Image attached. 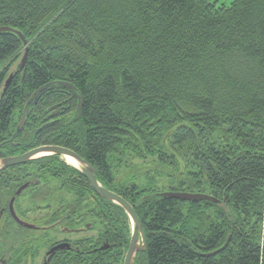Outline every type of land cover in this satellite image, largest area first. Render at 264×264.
<instances>
[{"label":"trees","instance_id":"16d2710c","mask_svg":"<svg viewBox=\"0 0 264 264\" xmlns=\"http://www.w3.org/2000/svg\"><path fill=\"white\" fill-rule=\"evenodd\" d=\"M0 27L28 41L0 32V157L55 145L87 160L143 224L147 250L135 264H264V0H0ZM27 49L24 69L10 73ZM58 81L77 93L55 85L15 137L33 94ZM177 152L188 171L179 181ZM134 155L157 158L139 166L154 165L146 183L162 176L176 192L224 201L229 213L162 198L142 187L144 173L121 180ZM55 158L15 167L56 171ZM97 197L106 216L100 206L91 215L113 245L91 264H123L130 219Z\"/></svg>","mask_w":264,"mask_h":264},{"label":"flooded vegetation","instance_id":"af4514ba","mask_svg":"<svg viewBox=\"0 0 264 264\" xmlns=\"http://www.w3.org/2000/svg\"><path fill=\"white\" fill-rule=\"evenodd\" d=\"M54 160L56 171L28 164L0 173V264H91L94 254L113 245L103 238V220L91 215L100 204L88 179L82 185L81 175L59 167L74 166ZM99 209L106 216L105 207Z\"/></svg>","mask_w":264,"mask_h":264},{"label":"water","instance_id":"95a60500","mask_svg":"<svg viewBox=\"0 0 264 264\" xmlns=\"http://www.w3.org/2000/svg\"><path fill=\"white\" fill-rule=\"evenodd\" d=\"M12 31L15 32L23 41L25 45L28 44V41L25 39L24 35L21 32L14 31L8 27H0V32ZM28 56V49L26 50L24 57L22 58L21 64L19 66V70H23L26 66ZM13 78V74L7 80L6 87L9 86L11 80ZM55 85H60L71 89L73 92L77 93V88L68 82H54L51 84H47L40 89H38L33 96L30 98L28 103L26 104L25 110L23 112L21 121L17 128V137L24 129L27 118H28V110L32 105H36L38 101L42 98V96L49 92ZM79 105L77 109V114L80 117L82 113L83 101L81 95H78ZM49 156H59L65 158V160L78 169L89 181L91 187L96 192V194L102 198L107 199L108 201L120 206L128 215L131 226H132V236L128 251L125 256L124 264H135V259L140 252H145L147 250L146 236L143 229V224L137 215L133 205L128 202L121 195L109 190L106 188L98 179L95 168L84 158H82L75 151L61 147V146H53V145H44L39 146L34 149H31L24 154L8 157L0 160V173L5 171L11 167L27 164L31 161L37 160L43 157ZM22 190V189H21ZM19 190L18 194L21 193ZM160 197L165 199H174V200H182V201H193V202H201V201H209L212 203L218 204L222 209H224L227 213H229L226 204L224 201H220L219 199L204 193H191V192H164L159 194ZM11 211L13 216L18 221L17 216L14 213L13 201L11 203ZM19 222V221H18ZM20 223V222H19ZM21 224V223H20ZM22 225V224H21ZM28 227V226H27ZM229 243V242H228ZM228 243L221 249L227 247ZM61 247H64L63 245ZM105 249V247H103ZM219 252V251H218ZM217 253V252H215Z\"/></svg>","mask_w":264,"mask_h":264},{"label":"rangeland","instance_id":"374dc122","mask_svg":"<svg viewBox=\"0 0 264 264\" xmlns=\"http://www.w3.org/2000/svg\"><path fill=\"white\" fill-rule=\"evenodd\" d=\"M217 1H218V5H224V4L230 5V3L232 2V0H217ZM21 61H22V58H19L18 60H13L12 63L7 64L8 66L9 65L11 66L10 73H12L18 69V67L21 64ZM177 155H178V158H176V161L179 164V169L182 171L180 172L179 170L176 169V166H174L175 167L174 173L176 174L175 177L179 181V178H181V176H183L182 173H184V175H185L188 171H187L186 167H184L185 165L183 163V158L181 157V153L177 152ZM134 156H135L134 158L128 159L127 162H125L123 165H121L119 167V171H121L119 178L121 180L127 179V177H128V179L133 178L134 176H137V175L140 177V173H144L141 175L139 182L142 183V187H144L146 190H154V191L160 192V193L178 191V190H176L177 187L174 186V184H172V182H169L168 180H166V178L159 176V175L149 174L152 177L156 176L155 182L153 184L146 183L147 176H146L145 172L147 169H153L154 165L150 164L146 168H139V166L141 164H145L146 162H150V163L155 162L157 160V158L153 156V157H147L146 159H142L136 155H134ZM132 167H133V169H130ZM170 186H172V188H170ZM180 189H182L180 191H183V188H180ZM183 192H187V191H183ZM188 192H191V191H188Z\"/></svg>","mask_w":264,"mask_h":264}]
</instances>
